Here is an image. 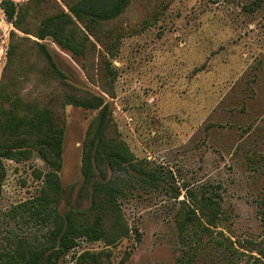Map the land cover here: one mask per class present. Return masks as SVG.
I'll return each instance as SVG.
<instances>
[{"label": "rangeland", "instance_id": "obj_1", "mask_svg": "<svg viewBox=\"0 0 264 264\" xmlns=\"http://www.w3.org/2000/svg\"><path fill=\"white\" fill-rule=\"evenodd\" d=\"M253 1L137 0L106 24L111 32L106 38L109 50L97 43L89 71L83 59L46 40L73 86L106 96L119 138L138 160L167 173L173 185L221 194L225 219L213 235L223 239L217 233L222 231L245 252L241 259L233 258L238 264H251L254 257L264 260V0L250 10ZM13 28L0 7V78ZM102 65L106 78L113 77L112 96L93 78ZM31 77L25 92L43 89L49 95L61 89L51 81L37 87ZM64 113L60 177L67 200L78 204L83 197L79 191L83 143L98 110L67 105ZM38 169H46L38 156L6 162L0 255L20 239L45 240L46 223L33 214V207L22 206L39 193L43 179L36 177ZM72 186L75 190L70 191ZM177 206L164 188L138 187L123 198L132 231L110 247L113 264H180ZM207 240L196 247L198 256L192 264L228 262ZM105 246L103 241L83 240L60 264H72L85 249ZM126 252L130 257L122 263Z\"/></svg>", "mask_w": 264, "mask_h": 264}, {"label": "trees", "instance_id": "obj_2", "mask_svg": "<svg viewBox=\"0 0 264 264\" xmlns=\"http://www.w3.org/2000/svg\"><path fill=\"white\" fill-rule=\"evenodd\" d=\"M136 1L1 0L5 18L14 28L10 31L7 61L0 78V199L7 174L6 162L38 156L46 165V169L35 171L43 183L39 193L22 206L33 207V214L49 229L44 241L20 239L2 251L0 264H60L83 240L103 241L106 246L98 251L85 249L77 253L72 264H113L110 247L132 231L122 200L138 187L164 188L176 199L174 220L181 244L180 264H192L197 259L196 247L205 237L229 259L225 264H238L233 258L241 259L245 255L222 231L217 233L223 239L213 235V229L225 219L221 194L209 189L199 192L186 184L183 188L173 185L167 173L138 160L119 138L106 96L73 86L47 45L46 40L52 39L74 57L83 59V66L89 71L97 43L109 50L106 38L109 39L111 32L106 24L123 15ZM262 1L254 0L248 5L250 10L258 8ZM103 65L93 73V78L112 96L113 77L106 78ZM31 76L36 79L37 87L51 81L61 89L49 95L43 89L37 93L25 92L24 86L32 80ZM67 105L98 110L83 143L79 187L83 197L78 204L67 200L68 190L60 177ZM116 172L123 176L113 177ZM73 190L75 186L70 188ZM129 257L130 252H126L121 262ZM251 264H264V260L254 257Z\"/></svg>", "mask_w": 264, "mask_h": 264}]
</instances>
